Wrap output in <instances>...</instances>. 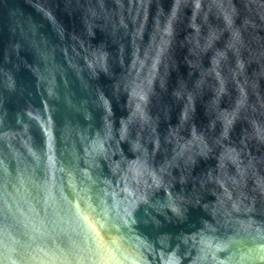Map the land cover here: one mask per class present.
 Returning a JSON list of instances; mask_svg holds the SVG:
<instances>
[{"label": "water", "instance_id": "95a60500", "mask_svg": "<svg viewBox=\"0 0 264 264\" xmlns=\"http://www.w3.org/2000/svg\"><path fill=\"white\" fill-rule=\"evenodd\" d=\"M0 264H264V0H0Z\"/></svg>", "mask_w": 264, "mask_h": 264}]
</instances>
